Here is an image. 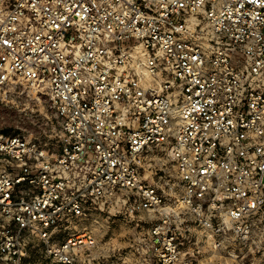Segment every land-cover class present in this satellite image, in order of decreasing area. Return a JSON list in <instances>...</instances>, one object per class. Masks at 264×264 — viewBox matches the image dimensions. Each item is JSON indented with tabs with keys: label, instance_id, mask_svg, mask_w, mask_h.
<instances>
[{
	"label": "built area",
	"instance_id": "obj_1",
	"mask_svg": "<svg viewBox=\"0 0 264 264\" xmlns=\"http://www.w3.org/2000/svg\"><path fill=\"white\" fill-rule=\"evenodd\" d=\"M14 82L48 103L0 134V257L80 264L125 206L154 264H264V0H0Z\"/></svg>",
	"mask_w": 264,
	"mask_h": 264
},
{
	"label": "rangeland",
	"instance_id": "obj_2",
	"mask_svg": "<svg viewBox=\"0 0 264 264\" xmlns=\"http://www.w3.org/2000/svg\"><path fill=\"white\" fill-rule=\"evenodd\" d=\"M36 90L24 82H14L0 85V134L18 133V129L25 126L27 115L34 113L39 117L44 116L47 105L46 95L38 100ZM40 97V96H39ZM159 155L158 152H154ZM162 155V154H161ZM159 164L154 166L156 180L165 176L166 181L176 180L174 163L165 155ZM2 164L0 162V169ZM161 168L165 169V173ZM154 219L150 222L135 220L127 212L125 206L105 208L95 211L85 220L80 222L82 231H91L96 239L95 247L81 252L80 264H154L153 259L145 254L144 238L148 229L158 224ZM181 227H185L181 225ZM182 240V238H181ZM191 244L185 242L182 246L183 253H188ZM186 257H190L187 254ZM198 261L209 264L207 254L200 255ZM217 262V261H216ZM0 264H15L13 260L0 257ZM21 264H58L45 250V246L38 240L30 243L27 254Z\"/></svg>",
	"mask_w": 264,
	"mask_h": 264
},
{
	"label": "crops",
	"instance_id": "obj_3",
	"mask_svg": "<svg viewBox=\"0 0 264 264\" xmlns=\"http://www.w3.org/2000/svg\"><path fill=\"white\" fill-rule=\"evenodd\" d=\"M148 264H152V263H148Z\"/></svg>",
	"mask_w": 264,
	"mask_h": 264
}]
</instances>
